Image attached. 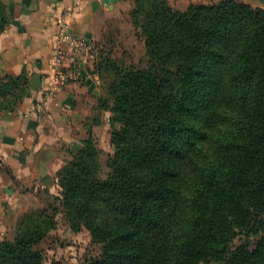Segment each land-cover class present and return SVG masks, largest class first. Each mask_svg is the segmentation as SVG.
Listing matches in <instances>:
<instances>
[{
  "label": "trees",
  "instance_id": "obj_1",
  "mask_svg": "<svg viewBox=\"0 0 264 264\" xmlns=\"http://www.w3.org/2000/svg\"><path fill=\"white\" fill-rule=\"evenodd\" d=\"M130 17L144 64L96 66L111 97L106 175L87 136L57 170L58 193L0 240V264H43L60 213L101 243L88 264H264V8L134 0ZM23 92L0 77V108Z\"/></svg>",
  "mask_w": 264,
  "mask_h": 264
},
{
  "label": "crops",
  "instance_id": "obj_2",
  "mask_svg": "<svg viewBox=\"0 0 264 264\" xmlns=\"http://www.w3.org/2000/svg\"><path fill=\"white\" fill-rule=\"evenodd\" d=\"M133 2L0 0V77L18 78L24 89L0 108V238L22 211L43 206L46 191L57 194L65 148H80L88 128L97 132L89 122L101 95L92 55L134 32ZM68 35L84 37L93 50Z\"/></svg>",
  "mask_w": 264,
  "mask_h": 264
},
{
  "label": "rangeland",
  "instance_id": "obj_3",
  "mask_svg": "<svg viewBox=\"0 0 264 264\" xmlns=\"http://www.w3.org/2000/svg\"><path fill=\"white\" fill-rule=\"evenodd\" d=\"M173 7L177 9H185L190 3H207L212 1L219 0H167ZM251 5L260 6L264 8V6L258 4L255 0H243ZM141 32L140 29L138 31L136 28L134 32ZM133 32V33H134ZM131 33V35H126L127 39L124 43L122 41V36L118 38L114 42V44L108 43L106 47L100 48L97 52L92 55L94 61V70L96 73V81L98 87H100L101 95L98 97V103L94 107V111L90 116V125L97 127V132H93L90 128H88L87 133L84 138L87 136H91L94 140V143L99 151L98 153V162L101 166L99 175L104 177L108 171L107 168V160L109 155L113 152V147L111 145V131H112V123L110 121L111 113L109 110L101 108V101H106L111 103V97L107 93L106 81H108L105 76L108 74V71H102L100 75L97 71V62L103 59L104 57H113L118 61H123L126 64L133 62L139 66H142L146 60L145 56V48H144V39L143 37H138L139 34ZM143 36V35H141ZM131 39V40H130ZM120 41V42H119ZM119 43V44H118ZM121 45V46H119ZM128 46L127 49L122 48L123 46ZM83 138V139H84ZM82 139V140H83ZM82 147V141L80 148ZM80 148L73 150L69 147L65 148V152L68 160L71 158L72 154L78 151ZM59 191V187L57 185L56 188ZM58 193V192H57ZM41 198V197H40ZM45 198V197H44ZM43 205L45 204L42 201ZM41 207V206H40ZM35 208V207H34ZM25 212L22 211L15 220L5 226L6 233L1 239L7 237L12 238L16 229V224L21 216ZM56 225L53 229H51L46 236L40 241L38 245V249L41 251L44 260L43 264H51L52 262H58L59 264H88L93 258L97 257L101 252V243L97 240L93 239L90 232L82 228L80 231H75L71 228L70 223L65 218V216L60 213L57 215ZM253 240V239H251ZM244 241V237L242 235H238L233 243L238 244Z\"/></svg>",
  "mask_w": 264,
  "mask_h": 264
},
{
  "label": "built area",
  "instance_id": "obj_4",
  "mask_svg": "<svg viewBox=\"0 0 264 264\" xmlns=\"http://www.w3.org/2000/svg\"><path fill=\"white\" fill-rule=\"evenodd\" d=\"M68 39L71 42L75 43L76 47L78 48L80 47L88 52L93 50L94 45L90 41L85 39L84 37L68 35ZM69 74L71 75L72 73H69Z\"/></svg>",
  "mask_w": 264,
  "mask_h": 264
},
{
  "label": "water",
  "instance_id": "obj_5",
  "mask_svg": "<svg viewBox=\"0 0 264 264\" xmlns=\"http://www.w3.org/2000/svg\"><path fill=\"white\" fill-rule=\"evenodd\" d=\"M257 1L260 5L264 6V0H255ZM34 79H38V76H34ZM87 83L90 85V88L94 87V83L91 82L90 80H87Z\"/></svg>",
  "mask_w": 264,
  "mask_h": 264
}]
</instances>
